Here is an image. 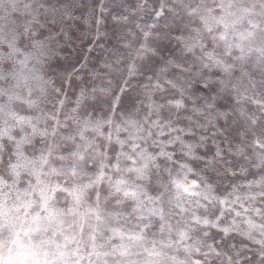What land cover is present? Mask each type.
<instances>
[{
    "label": "rangeland",
    "instance_id": "374dc122",
    "mask_svg": "<svg viewBox=\"0 0 264 264\" xmlns=\"http://www.w3.org/2000/svg\"><path fill=\"white\" fill-rule=\"evenodd\" d=\"M197 2L5 0L0 4V28L7 37L17 36L16 46L21 49L0 65L7 76L0 80V89L6 93L0 96V106H4L0 112V129L8 127L15 142L21 144V162L38 157L37 149L54 146L50 163L59 169L62 162L58 157L69 156L86 140L97 147L107 144L108 157L112 159L113 146L117 153L121 151L115 144L118 139L128 141L123 151L132 154L131 145H139L137 153L144 150L155 155V163L160 165L151 168L148 181L136 180L134 173L124 174L129 183L143 185L149 196H160L159 200L151 201L141 196L143 205L137 211H133L134 201L117 203L122 193L109 195L113 189L107 182L98 189L99 203L92 195L93 190L78 205L67 194L57 193L53 207L63 209L66 215L52 220L47 233H32V244L49 241L44 250L63 251L70 264L76 259L73 252L77 250L84 257L80 264H116L117 261L119 264H196L197 261L200 264H264V244L259 243L264 235L250 229L247 223L251 220L257 225L264 224V214L257 215L254 211L259 209L264 213V197L260 195L264 186L257 183L264 176V149L255 143L257 139H264L261 137L264 105L252 102L264 98L261 84L264 76L255 67L257 54H251L244 64L255 86L245 79L239 94L230 89L231 95L229 92L217 95L218 88L205 90L202 83H197L201 79L204 83L218 82L225 76L219 69L202 68L197 59L199 49L192 53L184 50L183 38L192 35L193 29H202V22L188 15L190 6ZM249 2L235 0L234 7L228 9L235 15H230L227 22L242 17V10ZM161 3H167L169 10L163 16H156ZM207 5L210 0H204L198 11L203 12ZM25 27L27 35H20ZM247 29V19H243L234 31ZM229 39L240 42L239 35L232 30ZM202 42L209 51L215 47L207 34ZM256 46L258 43L253 45ZM238 54L239 49H234L233 58ZM235 63L233 76L238 77L241 62ZM181 97L185 107L178 110L170 101ZM208 104L212 107H207ZM20 117L28 122L21 123ZM86 121L91 123L86 125ZM97 122L104 136L93 131ZM81 132L83 138L79 135ZM108 135L112 136V143L104 139ZM177 136L180 140L168 143ZM25 139L29 142L23 143ZM184 144L195 146L192 155H183ZM7 149L6 157L14 151L15 144L7 142ZM161 150L172 153V160L165 163L158 155ZM136 159L133 154V160ZM184 164L193 171L183 182L191 184L196 180L203 189L201 180H207L216 199L205 201L202 197L178 195L170 181L183 179L177 174ZM130 165V161H124L121 168ZM165 167L170 172L164 171ZM43 171H49V166L45 165ZM88 172L92 174V169ZM106 172L113 182L120 178V173L110 169ZM30 179L35 184L34 177L21 171L15 187L2 190L10 197L9 208H13L17 195L25 199L24 189L28 188ZM41 179L68 186L55 175L45 178L42 174ZM12 183L9 179L8 184ZM3 199L0 195V202ZM72 207L76 213L68 215ZM152 209L162 210L164 220ZM97 214L101 216L99 221ZM196 218H207L213 223H198ZM3 222L4 218L0 217V223ZM7 223L10 229L0 239L7 237L10 241L14 238L13 232H20L21 243L27 245L29 240L23 231L36 226L31 218L13 211L9 212ZM48 223L40 221L39 226L43 229ZM80 223L84 224L83 231ZM144 224L149 227L144 228ZM161 225L164 231H160ZM113 230L120 234L114 235ZM181 231L187 232V239L180 237ZM137 233L143 235L142 240L131 239ZM121 246L127 249V255H119ZM150 251L161 255H149ZM113 252L117 254L112 255Z\"/></svg>",
    "mask_w": 264,
    "mask_h": 264
},
{
    "label": "snow or ice",
    "instance_id": "6c2138e0",
    "mask_svg": "<svg viewBox=\"0 0 264 264\" xmlns=\"http://www.w3.org/2000/svg\"><path fill=\"white\" fill-rule=\"evenodd\" d=\"M5 0H0V4H3ZM201 3L204 0H199V2L191 5V11L188 13L190 17H194L202 22V29H193V34L187 38L178 37V39H184V50L192 53L194 50L199 49L200 55L197 57L198 62L203 69L216 68L222 71L225 76L224 79L218 82L204 83L203 80H198L197 83L203 84V89L205 90H216L219 89L217 95L222 92H229L230 89L237 90L239 94V89L244 87L243 81L248 79V83L252 86L253 81L250 78L249 72L245 68V60L251 54H257L255 67L259 70L262 76H264V0H250L246 7L243 8V16L237 20H233L231 23L227 22L230 15H235L234 13H229L228 9H231L235 5V0H210V5L205 6L203 12L198 11L201 7ZM167 3H161L159 10L155 11L156 16H163L166 11H168ZM215 13V15H213ZM251 17V19H248ZM247 19L248 29L245 32H235V25L241 20ZM259 19V23H253V20ZM211 21V23H210ZM230 30L233 34L239 35L240 42H232L229 39ZM28 28L25 27L23 33L20 35H27ZM204 34H207V38L214 42L215 47L212 50H208L204 43ZM146 36L148 34H145ZM17 36L13 35L7 37L3 34V29L0 28V50H3V54H0V65H3L4 61L10 60L13 55L20 52L21 49L16 46ZM247 42V43H244ZM253 47V45H257ZM239 49V54L233 58V50ZM151 51V49H149ZM236 61L241 62L240 75L238 77L233 76V70L237 67ZM10 67V66H9ZM180 66L177 65V68ZM183 71H190L189 69H182ZM10 74V73H9ZM219 75V72L216 73ZM206 75V74H205ZM5 69L0 68V80L6 79ZM261 84L264 85V79L261 80ZM175 87V85H172ZM245 91L247 89L245 88ZM6 95L3 89H0V96ZM229 95L231 93L229 92ZM240 98H245L240 95ZM251 100V97H246ZM11 99V98H10ZM211 99V97H209ZM253 103L258 105H264V98L252 100ZM173 106L176 109H183L185 104L183 103V97L175 100ZM159 107V106H157ZM207 107L211 108L212 105L208 104ZM4 106H0V112H3ZM196 111V109H194ZM11 115H15L12 113ZM54 119V118H53ZM21 123H27L25 118H19ZM6 123V122H5ZM91 123L86 121V125ZM255 123V121H253ZM19 126V125H17ZM97 135L104 136L102 132L99 131V122H97L96 128L93 129ZM10 130L8 127L0 129V195L4 197L3 201L0 202V217L4 218L3 223H0V235L5 230L10 229V225L7 223V217L9 212L23 213V216L30 217L35 227L29 226L24 229L23 235L28 237L29 243L27 245L22 244L20 241L21 233L13 232L14 237L9 241L7 237L0 239V264H55V261H63V264H70L69 260L65 258L66 254L63 251L49 252L44 250V245L49 241L41 240L39 244L31 243L32 233H47L49 228L52 227L51 221L56 220L58 217H64L66 215L63 209H56L53 207V202L57 199V193L67 194L71 197L74 205H78L83 197L87 194L89 190L92 191V195L95 196L97 203L101 199V194L98 191L100 186L104 183H108L109 187L113 189L109 195H115L116 193H122V199L118 200L117 203H124V201H134L136 202L133 211H137L143 205L141 196H144L148 200H159L160 196L151 197L145 191L143 185L136 184L135 182L129 183L128 180L124 179L125 173H134L136 180L148 181L150 179L149 171L151 168H159L160 165L156 164L155 161L157 157L155 155H150L144 150H140L137 153L139 145H131L132 154L123 151V147L128 141L116 140L115 144H118L121 151L116 152L115 147L111 148L113 152V158L108 157V145L104 144L101 146H94L93 142L85 141L82 147H78L75 151L70 152L69 156H59L58 160L61 161L60 168L57 169L51 166L50 158L53 156V148L48 147L43 150L37 149L39 151V156L33 160H27L26 163H22L23 153L21 151V144L15 142V138L9 134ZM79 135L83 138L84 133L81 132ZM261 137L264 138V131L261 133ZM104 139L109 143H112V136H105ZM180 140V137H173L168 143H175ZM7 142H12L15 144L14 151L10 152L6 157L5 153L8 151ZM29 141L25 139L23 143H28ZM183 144V141H181ZM255 143L260 149H264V139H257ZM194 145L184 144L183 152L184 156H189L193 154ZM101 148L104 150L102 151ZM133 154L136 155L137 159L133 160ZM158 155L167 161L172 160L173 154L167 151H159ZM219 155V152H217ZM13 159L17 162L13 163ZM196 159H203L202 157H196ZM68 161L67 164L63 163ZM124 161H130L131 165L122 169L121 164ZM262 161H264V155H262ZM139 162V163H138ZM178 163V162H177ZM45 165L49 166V171L44 172L43 168ZM211 162H209V166ZM31 166V167H29ZM67 169L66 171L64 169ZM92 169V174H89L88 169ZM106 169H110L116 173H120V178L116 181H112L111 177L106 172ZM164 171L170 172L168 167L163 169ZM21 171L27 173V175L35 178V184L28 181V188L24 189L25 199H21L19 195L16 196L13 201V208L8 207V200L10 199L8 192L2 191L3 189L14 188L19 182ZM187 164L180 165V172L178 176L183 177V179H173L170 183L177 189L178 195L188 194L189 196L202 197L205 201L210 199H216L212 196V186L208 184L207 180L202 179L201 183L205 185L203 189H200V185L196 180H193L191 184H186L183 181L187 179L189 172H192ZM45 178L55 175L61 177L63 181H66L68 186H63V183L53 184L47 179H41V175ZM234 175V174H233ZM86 178V182L85 179ZM12 180V185L8 184V180ZM257 183L264 186V176H261ZM166 187V186H165ZM200 189V190H197ZM264 197V191L260 193ZM34 197V198H31ZM199 204V200L196 201ZM224 203V201H221ZM177 207L181 205L177 204ZM206 207V205H205ZM155 215L160 216L161 220H164V215L162 210L152 209ZM257 215H262L259 209H254ZM43 213L44 215H41ZM75 207L69 208L67 214L75 215ZM222 215V213H221ZM16 219L20 220V216L16 215ZM198 223L212 224L213 222L207 218H196ZM96 220H101L99 214L96 215ZM40 221H48V226L41 229L39 226ZM250 229L259 230L262 235H264V224L257 225L251 220L247 221ZM23 226V224H22ZM215 226V225H213ZM91 227V225H90ZM144 228L149 227L148 224L143 225ZM80 231H83L84 224H79ZM160 231H164V226L161 225ZM225 232L228 229H224ZM114 235H119L120 233L113 230ZM247 234V233H245ZM182 239H187V232L181 231L179 233ZM94 240L95 237L93 236ZM131 239L140 241L143 239L141 233H137ZM259 243L264 244V239H261ZM9 244L15 247H10ZM155 247V246H154ZM59 248V246H57ZM122 250L119 251V255H127V249L121 246ZM6 250V251H5ZM94 250V249H93ZM198 251V249H196ZM147 251V250H146ZM92 253H89L91 255ZM116 255V252L111 253ZM264 254V253H262ZM98 255V254H97ZM149 255L160 256V252L150 251ZM73 256L76 257L71 264H80V261L84 259L83 256L78 255V250L73 252ZM172 259H175L174 257ZM119 264V261L116 262ZM196 264H200L199 261Z\"/></svg>",
    "mask_w": 264,
    "mask_h": 264
}]
</instances>
